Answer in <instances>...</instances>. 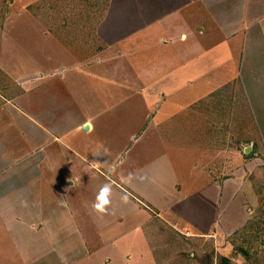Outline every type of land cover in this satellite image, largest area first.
Wrapping results in <instances>:
<instances>
[{
	"label": "rangeland",
	"instance_id": "374dc122",
	"mask_svg": "<svg viewBox=\"0 0 264 264\" xmlns=\"http://www.w3.org/2000/svg\"><path fill=\"white\" fill-rule=\"evenodd\" d=\"M156 7L166 12L167 7L179 9L164 17ZM148 8L157 12L156 23L144 38L142 29L136 30L143 26L142 12ZM262 20L264 0H0V205L11 206L10 251L12 240L21 239L22 255L42 260L33 264H69L84 254L85 245L94 248L98 264H148L151 257L154 264H205L206 255L213 264L222 257H231L230 264H264V243L247 261L230 242L240 239L237 234L257 209L264 212V148L235 78L216 86L221 72L216 67L206 78L193 77L202 74L199 70L216 54L219 40L223 45L221 39L233 33L232 40L259 30ZM167 30L197 38L160 44ZM260 44L259 39L256 48ZM224 47L219 52L225 59ZM174 48L181 51L178 57ZM195 63L198 68L191 66ZM237 64L235 60L232 68ZM31 74L39 75L43 88L21 90L20 80ZM53 79L54 86H73L76 102L96 115L97 132L90 141H81L102 144L106 158L97 154L102 163L119 156L126 160L128 155L126 167L137 168L153 159L156 168H169L170 187L159 176L163 172L153 170L147 181L140 179L141 172L135 175V186L170 208L158 213L148 205L140 207L145 215L124 252L95 237L101 229L93 227L98 213L91 205L99 192L64 182L68 164L62 153L58 158L65 163L54 176L48 165L35 163L38 157L31 147L38 148L44 139H35L28 123L15 116L21 109H37L39 117L41 108L54 111L49 94ZM163 94L171 97L167 104L160 99ZM179 104L184 109L175 111L163 128L162 121ZM64 112L78 121L77 110ZM45 118L41 122L46 125ZM53 126L52 136L61 131ZM26 217L22 228L19 220ZM36 238L41 241L37 246ZM121 253L129 254L130 261L121 259Z\"/></svg>",
	"mask_w": 264,
	"mask_h": 264
},
{
	"label": "crops",
	"instance_id": "0c3cea01",
	"mask_svg": "<svg viewBox=\"0 0 264 264\" xmlns=\"http://www.w3.org/2000/svg\"><path fill=\"white\" fill-rule=\"evenodd\" d=\"M189 4L185 7L186 9ZM151 7V6H150ZM181 7V5L179 6ZM179 7L175 10H169L167 7H163V11L156 7L155 9L157 11H162L161 14H164V17L166 15L171 16L174 11H177ZM154 12V13H153ZM152 12V9H149L147 11L142 12V19H144V24L142 27L137 28L136 31H139V29H142L140 32L141 35H144V38L147 36L146 34L150 35L153 30L152 27L155 25V15L157 12L154 10ZM151 13V17H150ZM165 20V19H164ZM263 24L261 27L257 29H251L248 31H245V35H243L239 38L238 35L234 36L231 35L226 41L225 39H221L223 41V45L219 44L220 40L216 43V54L211 57L210 61L208 63L203 64L201 69L199 71H203L201 75H193V77L196 79V81L201 80L203 78L208 77V72L210 70H214L216 67L218 70H221V72L218 74V79L214 80V83L217 85L219 84H227L232 83L235 80L237 81L238 86L240 87V90L242 92L245 104L248 108V111L250 112V116L252 117V122L254 126V130L257 133L258 136V143L260 144V147L264 148V20H262ZM32 28V27H31ZM37 28V27H35ZM248 29V28H247ZM250 29V28H249ZM24 32V31H20ZM26 32H28L26 30ZM29 32H31L29 30ZM200 34H203V30L200 29L198 31ZM33 33V31L31 32ZM134 32L131 33V35ZM167 37L164 38L160 37L159 43L160 44H168L171 43L174 45V42H186L189 38H197V36L194 38V35L192 33H182L180 32V36H174V34L170 33L168 30L165 32ZM179 35V34H178ZM139 36V35H138ZM137 37V36H136ZM134 36V39L136 38ZM180 37V38H179ZM236 38V39H235ZM259 39L261 40L260 44V50L256 48V43H258ZM132 40V39H131ZM238 40V44H237ZM122 41V40H118ZM131 43V41H130ZM226 44V45H224ZM235 44V46H234ZM222 45V46H220ZM225 49L226 58H222V52H219L222 47ZM20 47V46H19ZM218 47V48H217ZM41 50V49H40ZM175 51L174 57H178L179 53L181 54V51L179 48H174L172 51ZM202 52L203 50H199ZM130 54L132 55L133 52ZM185 57L182 56L181 59V65L182 60H184ZM238 60V64L236 68H232L234 65V61ZM186 62V61H184ZM193 62V61H192ZM216 62V63H214ZM188 65V61L185 63ZM194 66L196 68L199 67L198 63H195ZM213 66V67H212ZM193 67V68H194ZM194 71V70H193ZM33 75L30 78L27 79H21L22 82V89L23 91H31V89L34 87L36 88H43V84L41 78L39 75L31 74ZM54 79L50 81V86L52 87L51 92H49L51 99L53 100L52 103L55 105L54 111L49 110L48 113L42 109L48 108L44 107L39 109V113L42 112L41 115L46 116V121L43 120L41 122V118L43 116H38L35 110L37 109H31L29 112L26 109L19 110L20 113H16L15 116L22 120V122L28 123L29 128L33 130V135H35V139H44L41 142V145L38 146V148L31 147L32 150L31 153L35 154L37 158V161L35 163H43L48 165V168L53 175V173L57 172V167L65 163L68 164V175L64 177V182L68 184V186L73 187L74 184H79L78 188H84L85 190H90L92 192H99L100 188L106 184L111 183L112 185V193L109 196L110 203L106 206V211L103 214H97L96 219L98 221L94 222L93 227L97 228L99 227L101 230L99 231L98 236L102 240V244H107L110 246L116 245L117 252H124V249L127 248V245L134 242V236L136 235L139 227H140V219L141 214L145 215L144 211L142 210L147 205L150 206L152 209L156 210L158 213H165L170 208V204H167L166 202L159 203L157 200H155L153 197L147 196L145 192H143L140 188L135 186L134 182L136 181L135 175L141 172V178H146V181L149 178V174L153 171L154 173H162L159 176L162 178L164 184L167 183L170 187V179L169 176L166 173L168 172L169 168L163 167L162 169L160 166L156 168L155 166V160L151 159L148 161V163H143L139 167H135V165L126 167L124 165L123 161H126V164L130 162V159L127 156L126 160L124 157H118L116 160L113 161H107L105 160V163H102V159L106 158L105 150L102 151V144L101 143H91L81 141L82 139L89 140L91 139V136L94 135L99 126L97 125V117L94 114H91L92 117L95 119L91 120L88 119L90 114H88L87 110L83 108V105L76 102L75 94L71 91V88L74 87L71 85L65 86L64 84H60L61 90L59 89V84L57 83L56 86H54ZM48 83V82H46ZM204 83V82H203ZM215 86V88H216ZM57 90V94L54 93V90ZM211 89V88H210ZM209 89V90H210ZM59 91H61V95L63 97L59 98ZM75 91V90H74ZM205 90L204 92H207ZM203 92V93H204ZM26 93V92H25ZM152 93V92H150ZM202 93V94H203ZM31 94H27L26 97L28 98ZM198 98V96H197ZM160 99H163V103L167 104L169 100H171V97H165V94L161 96ZM62 100L66 102V105H62ZM196 100V99H195ZM181 106V107H180ZM183 105H175L173 111L171 113H168L167 116L162 121L163 128L166 125V121L170 119L172 116L176 115L177 111L179 114L184 109L182 107ZM77 110L79 113V119L77 122L71 121L68 118V115L64 111H75ZM10 112L6 111V115L4 117L8 118V115ZM51 114V118L49 115ZM97 114H102L101 112ZM12 116V114H11ZM59 117V120L57 118ZM34 121V122H33ZM94 121V122H93ZM57 126L61 129L59 134L55 135H49V133H54L52 131L51 126ZM87 126V129L84 130V127ZM54 128V126H53ZM4 130V129H2ZM58 137V138H57ZM46 138V139H45ZM70 140V142L68 141ZM37 144V143H36ZM30 148V147H29ZM105 149V148H103ZM67 152V153H66ZM62 155L66 158V161L63 162L58 157ZM100 155L102 159H100L98 156ZM40 155V156H38ZM97 156V157H96ZM264 156V154H263ZM155 159V158H154ZM116 162L114 165L113 163ZM93 164L102 165L104 169L102 171H96L94 169ZM51 165H54V171L51 168ZM123 166H125L123 168ZM108 167V168H107ZM143 167V169H142ZM106 171H103L105 170ZM50 172H47L48 174ZM25 175V174H24ZM116 177L117 180L114 179ZM139 179V180H140ZM155 179V178H154ZM167 181L165 182V180ZM50 182L49 180H47ZM155 181V180H154ZM141 182V181H138ZM149 183V182H148ZM176 184V183H175ZM67 188V187H66ZM65 189V187L63 188ZM82 190V189H81ZM126 197V201L124 202V199ZM164 195L162 198L164 199ZM1 205H3L1 207ZM0 205V212L2 218H0V264H33V261L41 262V259H38L37 256L35 257L31 255L30 257H27L24 253L22 255L19 245L23 244V240L19 239L17 242L12 240L11 244L13 248L10 251L9 249V243L11 241V238L9 237V225L8 221L10 220V208L9 205ZM6 207V209L4 208ZM143 207V208H140ZM80 211H85L81 209L80 206H78ZM198 212V211H197ZM10 215V216H8ZM95 215V214H94ZM36 218V217H35ZM3 219V220H2ZM28 217L24 218V220H19V226L22 228L24 227V224H21L25 221H27ZM91 220L93 217L91 216ZM89 219V220H90ZM40 222V220H38ZM95 221V220H94ZM180 222V221H178ZM41 223V222H40ZM181 223V222H180ZM89 226V225H88ZM192 226V225H189ZM41 227V226H39ZM197 230V226H192ZM7 236L8 238H6ZM136 237V236H135ZM94 238V239H96ZM98 239V238H97ZM35 245L37 246V243L40 244L38 239L34 240ZM89 243L93 240L88 239ZM50 244V243H47ZM94 248L90 249L85 245V252L83 255L76 257L73 261L68 260L69 264H80V261L82 260L85 262L83 264H98L93 260L94 253L91 251ZM96 249V248H95ZM28 251V250H27ZM5 252L7 254H5ZM18 252V253H17ZM29 253V252H28ZM121 259L130 261V255L129 254H122L121 253ZM93 260V262H92ZM95 262V263H94ZM148 264H154V260L151 257V260Z\"/></svg>",
	"mask_w": 264,
	"mask_h": 264
},
{
	"label": "trees",
	"instance_id": "16d2710c",
	"mask_svg": "<svg viewBox=\"0 0 264 264\" xmlns=\"http://www.w3.org/2000/svg\"><path fill=\"white\" fill-rule=\"evenodd\" d=\"M248 113L250 116L249 111ZM262 214H264V212L261 209H257L252 219L249 220L245 227L237 234L240 239H238V241L230 239L231 244L236 246V249L247 261H249L252 256H255L257 246L264 243V221L261 219ZM204 258L205 264H213L212 262L209 263L210 257L208 255ZM231 259V257H222L217 264H230Z\"/></svg>",
	"mask_w": 264,
	"mask_h": 264
},
{
	"label": "clouds",
	"instance_id": "9594fccd",
	"mask_svg": "<svg viewBox=\"0 0 264 264\" xmlns=\"http://www.w3.org/2000/svg\"><path fill=\"white\" fill-rule=\"evenodd\" d=\"M112 193V185L111 183L104 184L96 197L95 203L91 205L93 211L98 214H103L106 211V206L110 203L109 196ZM124 202L126 201V197L123 198Z\"/></svg>",
	"mask_w": 264,
	"mask_h": 264
},
{
	"label": "water",
	"instance_id": "95a60500",
	"mask_svg": "<svg viewBox=\"0 0 264 264\" xmlns=\"http://www.w3.org/2000/svg\"><path fill=\"white\" fill-rule=\"evenodd\" d=\"M87 129V126L84 127V130ZM248 151H250V149H245V152L248 153Z\"/></svg>",
	"mask_w": 264,
	"mask_h": 264
}]
</instances>
